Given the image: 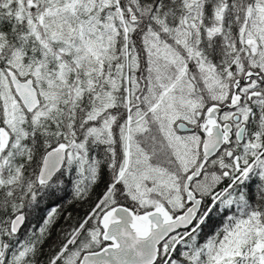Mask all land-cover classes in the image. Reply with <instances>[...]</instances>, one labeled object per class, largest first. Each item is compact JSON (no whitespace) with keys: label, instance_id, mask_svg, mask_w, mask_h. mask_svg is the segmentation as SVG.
Instances as JSON below:
<instances>
[{"label":"snow or ice","instance_id":"snow-or-ice-1","mask_svg":"<svg viewBox=\"0 0 264 264\" xmlns=\"http://www.w3.org/2000/svg\"><path fill=\"white\" fill-rule=\"evenodd\" d=\"M0 264H264V0H0Z\"/></svg>","mask_w":264,"mask_h":264},{"label":"trees","instance_id":"trees-1","mask_svg":"<svg viewBox=\"0 0 264 264\" xmlns=\"http://www.w3.org/2000/svg\"><path fill=\"white\" fill-rule=\"evenodd\" d=\"M102 188H103V185L101 184L100 187L97 189V192H99L100 190H102ZM71 195H72V193H71V187L69 186L68 191H67V199H71ZM86 209H87V205L85 204L81 208H79V211L82 214L83 211H85ZM45 247H47V245Z\"/></svg>","mask_w":264,"mask_h":264}]
</instances>
